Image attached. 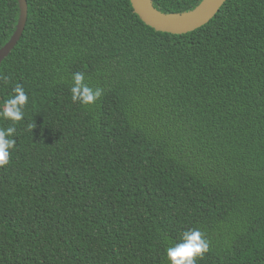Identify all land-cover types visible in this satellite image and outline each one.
Here are the masks:
<instances>
[{"label": "trees", "instance_id": "trees-1", "mask_svg": "<svg viewBox=\"0 0 264 264\" xmlns=\"http://www.w3.org/2000/svg\"><path fill=\"white\" fill-rule=\"evenodd\" d=\"M27 1L0 65V102L29 94L0 168V264H168L191 228L209 241L197 264H264V0H227L183 35L130 0ZM20 14L0 0V50ZM76 72L103 89L94 105L72 102Z\"/></svg>", "mask_w": 264, "mask_h": 264}, {"label": "clouds", "instance_id": "clouds-1", "mask_svg": "<svg viewBox=\"0 0 264 264\" xmlns=\"http://www.w3.org/2000/svg\"><path fill=\"white\" fill-rule=\"evenodd\" d=\"M8 83L7 78H3ZM12 95L0 102V120L11 122L10 126L0 127V168L10 162V156L16 149L15 125L25 121L29 94L23 85L17 83ZM71 100L82 106L94 105L102 96L103 89L93 87L83 72H76L71 77ZM35 124L25 123V130L32 132ZM209 251V241L199 228H191L182 233L179 241L166 249L168 264H197Z\"/></svg>", "mask_w": 264, "mask_h": 264}, {"label": "water", "instance_id": "water-1", "mask_svg": "<svg viewBox=\"0 0 264 264\" xmlns=\"http://www.w3.org/2000/svg\"><path fill=\"white\" fill-rule=\"evenodd\" d=\"M135 13L145 25L157 32L183 35L206 25L227 0H202L193 10L184 13H162L152 0H130ZM20 19L10 42L0 50V65L21 40L28 21V1L19 0Z\"/></svg>", "mask_w": 264, "mask_h": 264}]
</instances>
